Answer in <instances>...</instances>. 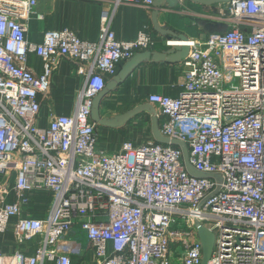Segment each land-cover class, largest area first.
Instances as JSON below:
<instances>
[{"label":"built area","instance_id":"obj_1","mask_svg":"<svg viewBox=\"0 0 264 264\" xmlns=\"http://www.w3.org/2000/svg\"><path fill=\"white\" fill-rule=\"evenodd\" d=\"M37 3L0 0V174L8 176L0 233L17 218L16 243H35L32 254L0 250V264H71L87 250L95 264H200L198 224L215 236L208 264H264V0L217 4L210 18L221 28L166 42L188 47L178 62L183 88L148 101L160 135L183 143L186 159L179 145L154 140L126 139L106 152L91 119L118 64L155 43L147 27L118 39L115 9L153 0H111L97 41L63 28L45 31L40 43L28 39L29 21L44 18ZM31 53L40 73L27 64ZM59 57L76 62L82 85L71 115L39 126V97ZM41 193L50 199L39 218L31 202Z\"/></svg>","mask_w":264,"mask_h":264},{"label":"crops","instance_id":"obj_2","mask_svg":"<svg viewBox=\"0 0 264 264\" xmlns=\"http://www.w3.org/2000/svg\"><path fill=\"white\" fill-rule=\"evenodd\" d=\"M37 11L44 15L43 20L31 19L29 21L28 39L40 43L47 30L68 28L81 39L97 41L100 38V13L103 9L111 8V0H37ZM156 8L122 3L114 11L111 29L118 39H132L140 30H147L154 38V45L150 52H164L173 46L167 41L178 38L205 39L213 30H206V12L212 15L217 12V4L205 6L187 0H166L159 8L157 19L159 24L175 32V34H161L154 30L152 14ZM207 10V11H206ZM127 61L120 62L117 73ZM28 66L40 73L42 60L31 53L27 60ZM76 62L65 57L57 59L56 66L50 81L47 96H40V112L37 120L39 126H46L50 115H71L74 112L77 93L82 85V77L76 73ZM116 73V74H117ZM114 77L107 78V82ZM184 77L177 62H167L144 59L128 76L112 90H108L100 104L99 112L103 118H120L117 126L107 127L96 125L98 146L106 152L113 153L120 149L124 140L129 139L138 145L149 140L157 141L153 134V124L157 127L161 120L153 117L156 106L148 101V95L161 93L177 96L183 88ZM15 172L9 179L13 180ZM8 176L0 174V185ZM14 199L11 193L8 201ZM50 197L38 194L31 202L32 213L35 217H43ZM17 218H11L6 231L0 233V250L10 253L15 250L27 254L34 252L35 243L30 246L19 245L15 241L13 225ZM71 264H95L94 255L87 250L83 256H72Z\"/></svg>","mask_w":264,"mask_h":264},{"label":"water","instance_id":"obj_3","mask_svg":"<svg viewBox=\"0 0 264 264\" xmlns=\"http://www.w3.org/2000/svg\"><path fill=\"white\" fill-rule=\"evenodd\" d=\"M187 1L205 6H210L214 4L226 3L230 0H187ZM165 3L166 0H153L152 5L156 8L152 14L153 28L155 31L161 34H175L173 30L163 28L159 24L157 19L159 8L163 6ZM180 39H186V37L179 35L178 38H175L173 40H180ZM187 51H188V47L186 45L179 46L175 44L171 49L164 52L144 51L133 56L131 59H129L126 62V64L121 68V70H119V72L114 76V78L106 83L105 88L101 92H99V94L94 98L93 108L91 112V119L95 121L97 125L107 126V127L117 126L120 123L121 120L120 118H103L100 115L99 104L104 94L108 90H112L113 88H115L117 84L121 83L132 71V69L135 68L137 64H139V62H141L142 60L152 58L154 60H163L167 62L178 63L182 58L186 56ZM153 134L158 142L179 145L182 148L184 152V157L186 159L187 153H186L185 145L177 140L169 141L167 138L161 136L158 131L156 121L153 124ZM187 168L190 173L195 174L189 165H187ZM197 230H198V237L201 242V253H202V259L200 264H208L213 252L215 236L211 230H209L204 226H201L200 224L197 225Z\"/></svg>","mask_w":264,"mask_h":264},{"label":"rangeland","instance_id":"obj_4","mask_svg":"<svg viewBox=\"0 0 264 264\" xmlns=\"http://www.w3.org/2000/svg\"><path fill=\"white\" fill-rule=\"evenodd\" d=\"M206 14L209 17L205 18V21H203V22H206V24H207L206 25V28H205L206 30L202 29L203 32H206L207 30L210 31V29L211 30H215V29L221 28V25H220V23H219L218 20H216L214 18L213 19L210 18V16H212V13H210L209 11H207Z\"/></svg>","mask_w":264,"mask_h":264}]
</instances>
